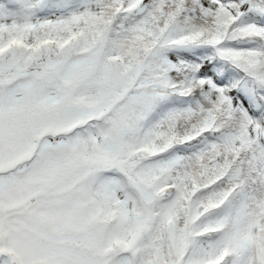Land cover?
<instances>
[{"label": "snow or ice", "instance_id": "obj_1", "mask_svg": "<svg viewBox=\"0 0 264 264\" xmlns=\"http://www.w3.org/2000/svg\"><path fill=\"white\" fill-rule=\"evenodd\" d=\"M0 264H264V0H0Z\"/></svg>", "mask_w": 264, "mask_h": 264}]
</instances>
